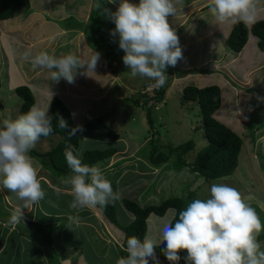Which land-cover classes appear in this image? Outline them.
I'll use <instances>...</instances> for the list:
<instances>
[{
    "label": "rangeland",
    "instance_id": "rangeland-1",
    "mask_svg": "<svg viewBox=\"0 0 264 264\" xmlns=\"http://www.w3.org/2000/svg\"><path fill=\"white\" fill-rule=\"evenodd\" d=\"M21 1V8L13 16L0 21V33L3 36L7 35L5 37L9 40V43L2 44L6 40L0 35V116H2L0 118L2 120L9 116L17 117L20 104V100L14 94L15 88L18 87V79L15 78L13 72L9 71V66H7L5 53L8 52L9 45L14 53L16 52V45L25 47L27 53H30L31 50L33 55L44 51L40 48V41L38 40L44 36L42 32L39 34L40 30L42 31V25L45 27L48 21H52V17L55 19V24L62 28L66 27L65 24L68 26L77 24L82 20L85 10L84 4L87 3V0ZM93 1L97 3L96 0ZM129 2L138 4L139 0H129ZM27 3H29L30 10L36 11L37 18H41L42 24L37 26V30L29 25L30 23L25 24L22 29V23L24 22L22 17L25 16L23 12L26 9L24 6ZM118 4L119 0H116L117 7ZM72 5H75L74 10H70ZM41 10H46V12H41ZM110 11L115 12V10ZM200 11H194V14L190 17L187 15L192 14V11L186 12L184 16L189 20L186 21L184 18L185 20L181 21V23L186 21V26L180 29L183 30V34L188 31V22L194 24L196 18L202 14L198 13ZM103 14L106 13H101L100 19ZM167 19L170 26H172L175 19L170 15ZM44 20H47V22ZM259 20L264 21V0H258L253 22ZM253 22L245 25L249 26ZM232 24H218L211 13L207 12L196 26L189 29L190 38L188 36L187 40L182 37L179 39L180 45L185 41L182 44L185 45L184 50L189 52L190 56L183 55V58L177 61L178 64L175 67L168 66L165 70L168 79L164 87L166 95L169 96H165V100L163 99L165 105L161 104L150 110L151 114L155 112L162 116L160 119L156 117L157 123L154 119L155 130H149L143 111L136 108V106L124 104L125 99L143 93H140V91H144L142 86L148 78L132 77L130 70L123 62L120 64L122 72H119V75L121 76L118 75V72H115L108 89H106L109 84L108 76L102 73L100 69L95 73L94 80H91V82L95 81V85H85L84 88L88 90L79 89L83 94L78 93L83 98L74 100L70 97H62L61 102L69 111L74 127L80 125L83 128V131H77L78 147L76 152L82 154L86 150L107 148H116L117 150L113 158L99 166L105 165L106 170H102L105 177L111 182L113 191H119L121 194L118 201L110 202L114 205L115 210H118L116 211V218L119 224H124L126 220L130 221L132 218L130 213L125 212L121 206L123 197L130 198L139 206L158 205L165 199L171 197L182 198L190 195V193L194 194V199H206L209 198L210 187L213 182L225 183L238 189L243 195L250 197L247 203L255 208L261 219L262 230L257 235V240L261 245V250H264V99H262L264 98V52L257 48L252 37L238 52L229 51L228 48L222 46L224 43L222 38L227 37ZM78 25L81 28L87 26L82 23ZM14 26L20 30H15ZM103 27L104 34L102 38H100L98 29L100 48L102 47L107 53H114V51L116 53L122 51L121 53H123V50L119 47L118 34L111 35V30L115 27L111 24L106 27L103 25ZM45 29L49 31L50 27L48 26ZM7 30L15 33L6 34ZM35 31L38 35H35ZM85 31L87 32L88 28ZM70 36L72 37V35ZM71 37L66 34L62 42L67 43ZM20 39H24V45L21 44ZM83 40H85V37ZM90 40L92 41L91 35ZM89 46L96 49L94 42L89 43ZM27 47H30V49ZM65 49L67 50L64 53L73 51V47L70 46ZM99 49H96V51L98 52ZM26 51L24 53L23 50L19 51V54L23 55ZM46 51L49 52V50ZM215 53H217V57L222 58L219 61L220 63L214 62L216 71L221 72L220 75H214L212 73L214 66L211 67L206 62V57ZM55 55L57 57L61 56L60 53H55ZM103 56L102 58L99 57V60L104 63ZM184 56L186 57L184 58ZM198 62L203 64L199 65ZM18 64L21 66H18ZM15 65L17 69H25L27 75H31L35 70L40 69L33 68L30 60L25 58L18 60ZM188 66L198 69L199 77H195L193 73L197 70L187 68ZM103 81L104 83H102ZM175 82L177 86L174 84ZM121 83L126 85L127 91ZM185 85L198 88L217 85L220 89V107L214 117L241 136L237 166L229 177L206 182L201 178L194 177L193 174L179 170L177 171V179H172V171H162L161 167L152 166L144 157L145 151L149 148L147 143L149 140H155L159 150L166 152L168 149L192 139L194 147L187 155L188 161H191L194 154L205 144L199 128L200 119L197 115L196 106L191 104L192 108L189 110L179 104V91ZM39 89L42 92H39ZM57 89L56 82L49 84L46 80H42L36 83L30 88L33 97L32 106L47 108L50 99L55 96L50 97L49 100L48 97ZM102 94L104 96L100 99L99 96ZM95 96L98 97L94 98ZM113 102L115 104L111 106ZM94 119H100L108 130L117 134L118 139H110L106 134V129L85 130L84 124ZM153 131H157L158 134L152 135ZM59 138V136L53 135L40 139L31 151L44 153L54 147L59 142ZM32 160L38 163L36 158H32ZM166 163L163 165H166ZM119 169H121L120 174L114 180ZM48 174L51 176L52 173L48 172ZM38 175L44 177L45 173L39 171ZM48 180L58 190L48 189L41 184L45 197L36 204L33 221L41 225L49 224L52 227L51 241L48 244L51 247L49 251L52 252V259L49 263L115 264L116 259L119 257L114 246H120L122 233L95 208L89 209L95 212L99 220L98 223H95V219L86 208L79 212L70 209L69 203L73 197L67 195L68 193L65 194V191H70V186L62 183L61 179L49 177ZM11 197L16 202L22 203L14 193ZM0 211L3 213L2 205H0ZM69 216L78 217V221L70 222ZM172 216L173 212L171 210L166 211L159 218L150 215L145 237L154 238L158 244L160 240L159 229L162 227L161 221L171 219ZM24 226V222L18 224V228L21 230ZM24 230L28 234L31 233L32 228L31 230ZM21 237L25 239L28 236ZM17 238L16 235L13 238L11 237L5 248L1 250L0 264H46L47 261H44L46 248H43L41 239L36 240L33 237L34 241H37V245L34 246L30 242L22 244L19 239L18 242L20 243H18L16 242ZM167 263L171 264V262ZM178 264H184V259H180Z\"/></svg>",
    "mask_w": 264,
    "mask_h": 264
},
{
    "label": "clouds",
    "instance_id": "clouds-1",
    "mask_svg": "<svg viewBox=\"0 0 264 264\" xmlns=\"http://www.w3.org/2000/svg\"><path fill=\"white\" fill-rule=\"evenodd\" d=\"M108 2L116 3V0ZM177 2L139 0L134 4L129 0H119L115 12L103 8L115 23L111 35L119 36V47L125 53L122 60L131 76L148 78L139 96L154 97L156 89L163 87L168 79L166 68L174 67L183 58L179 37L167 19L169 15H176ZM257 3L258 0H209V12L218 24L237 21L248 24L255 19ZM96 7L99 9L102 5L98 3ZM24 57L30 60L33 68L47 70L53 82L63 78L74 84L78 74L94 72L100 53L93 51L87 59L75 53L57 57L47 51L34 56L26 52ZM115 65L114 60L109 62V66ZM156 105L152 103V106ZM136 108L143 111L141 107ZM48 112L49 105L47 108L33 105L15 118L9 116L0 120V190H9L22 202L11 213L8 225L19 224L23 209L31 208L45 197L29 153L42 136L47 137L53 131L52 117ZM58 126L62 129L68 126L63 117H58ZM77 131H83L82 126L73 128L69 136ZM64 154L72 172L62 180L70 186L73 197L70 209L79 212L98 205L106 206L121 198L119 191H113L111 182L99 166L83 163L82 154L72 146L66 148ZM249 199L228 184L213 182L209 198L192 200L179 212L178 219L175 216L163 219L159 243L164 245L162 252L168 260L163 263L178 264L181 259L179 253L186 250L185 264H264V250L257 240L262 223L255 208L247 203ZM68 219L70 222L78 221L74 216ZM156 247L154 238L141 240L130 236L127 239V256L117 258L115 264H149L150 261L163 264L156 259Z\"/></svg>",
    "mask_w": 264,
    "mask_h": 264
},
{
    "label": "trees",
    "instance_id": "trees-1",
    "mask_svg": "<svg viewBox=\"0 0 264 264\" xmlns=\"http://www.w3.org/2000/svg\"><path fill=\"white\" fill-rule=\"evenodd\" d=\"M96 1L97 3L102 5V7L99 9L96 7L90 13L89 31L92 42H94V46L96 47V49H99L100 45L98 41V29L101 21L100 14L104 12L103 8L106 9L109 2L107 0ZM21 6V0H0V21L9 19L11 16L14 15V13H16L21 8ZM78 24L80 23L73 25L75 27L79 26ZM248 34L256 38L257 48L260 51L264 52L263 20L253 22L249 26L245 25L242 21H237L233 23L229 34L223 41L224 45L231 51L238 52L245 45ZM98 52L106 56L107 58L110 56V54L104 51L102 47L98 50ZM7 66H9V71L13 72L12 67H10L11 64L7 63ZM195 70L199 72L198 69ZM15 78L17 77L15 76ZM164 92L165 87L163 86L156 89L155 96L152 98H147L143 95H137L135 97L125 99L124 103L141 107L145 114L146 124L149 127V130L152 131V129H154L155 127L154 119L156 120V113H150V110L152 108H155L154 106H152V103L159 104L162 100ZM14 94L20 100L17 114L18 116L27 112L30 109L33 104V97L30 92V88L23 84H18V87H16L14 90ZM178 96L179 104L181 106L187 107L189 110H191L192 108L191 104L196 106L197 115L200 119L199 128L201 131V136L205 141V144L194 154L192 160L188 161L187 155H189L188 153L191 152L194 147L192 139L182 142L168 149L166 152H162L159 150L158 146L155 144V140H149L147 142L149 148L145 151L144 155L146 161L152 166L161 167L162 171H172V179H177V171L179 170H184L189 174H193L194 177L201 178L206 182L231 176L237 166V157L241 147V136L237 135L234 131H232V129H230L224 123L220 122L214 117V114L219 109L221 102V94L219 87L217 85H208L205 87L198 88L191 85H185L180 89ZM140 100L142 101L141 103ZM148 101L149 103L147 104ZM49 115L52 117L53 131L49 136H42L40 139L57 135L60 137V140L54 147H52L47 152L36 153L34 151H30L29 155L32 158H36L44 170L51 172V177L63 180L72 174L71 169L68 167L66 162L64 154L65 149L69 148V146H72L73 149L77 151L78 134L76 132L75 135L69 136V132L75 127L73 125L69 111L56 97H52L50 99ZM58 117H63L64 120L67 122L68 126L65 129H62L58 126ZM157 122L158 120H156V123ZM83 127L87 131H95L101 128L106 129V134L110 139H118L117 134H115L113 131L108 130L105 124L100 119L88 121L84 124ZM153 132L152 135L158 134L157 131ZM116 153V148H107L102 150H86L82 153V162L90 166L96 164L100 165L101 163L107 162ZM164 163H166V165H163ZM120 171L121 169H119V172L114 180L117 179L118 175L120 174ZM192 200H194V194L190 193V195H187L182 198L171 197L165 199L158 205L139 206L130 198L123 197L121 199V206L125 212L130 213V215L132 216L131 220H126V223L124 224H119L117 222L116 211L118 210H115L113 204L109 203L106 206L98 205L95 207V209L98 210L107 219L109 223L113 224L122 233L120 246H114L118 257H121L127 256V239L130 236H137L141 240L144 239L147 232L146 221L150 215L159 218L162 217L166 213V211L171 210L173 212V216L178 219L179 212L185 209L187 204L190 203ZM27 224L32 228L29 236L32 238L34 237L36 240L41 239V241L43 242L42 246L43 248H46L44 261H47L46 264H50L49 261L52 259V252L49 251L51 247L48 244L51 241V225H41L34 221H28ZM163 247V244L160 245V243H158L157 247L155 248L156 259L162 263L163 261H168L163 255ZM179 255L181 256V259H184L187 256V251L183 250L179 253ZM149 264H153V262L150 261Z\"/></svg>",
    "mask_w": 264,
    "mask_h": 264
},
{
    "label": "crops",
    "instance_id": "crops-1",
    "mask_svg": "<svg viewBox=\"0 0 264 264\" xmlns=\"http://www.w3.org/2000/svg\"><path fill=\"white\" fill-rule=\"evenodd\" d=\"M97 4L98 3H95L93 0H87V3L84 4V7H85L84 15L82 16V20L80 22H78V23L86 24L87 26L84 25L85 26V27L83 26L84 28H81L79 26H75L74 27V25H72V26L69 25L70 26L69 27L66 24H65V26H66L65 28L59 27V26H57L55 24L54 17H52V21H48L49 24H48L47 20H44V21L47 22V24H46L45 27L42 25V31L40 30L39 34H41V32H42L45 37L43 36V38H41V39L40 38L39 39L36 38V39H38L40 41V44H39L40 45V48L42 50L44 49V51L49 50V52H48L49 54L55 55V53H60L61 55H63V54H67V53H64L67 50L65 48H67V47L70 46V47H73V51L70 52V53H75L76 55L80 56L81 58L87 59L92 54L93 51H96L93 47H90L89 46V43L91 44V42H92L90 40L89 16H90L91 11H93L96 8V5ZM24 7H26V9L23 12V15H25V16L22 17V20L24 21L22 23V29H23V27H24L25 24H29L30 23L29 25L33 26L35 28V30H37V26L39 24H42L41 23V20H40L41 18H37V13H35L36 11H32V10L29 9V3L25 4ZM74 8H75V5L70 6V10H74ZM106 9H108V10H115L116 11V9H117L116 3H109L107 5ZM176 9H177L176 15H170L171 17H173L175 19V22H173L174 24L171 27H173L175 29V31H176L179 39L182 37V38H184V39L187 40V37L189 36V32H190L189 29H191V27H193V26H196L198 24L199 20L200 19H203L204 18V15L207 12H209V0H178V2L176 3ZM197 10H201L198 13H202V14L198 18H196L194 24L188 22V25H187L188 26V31L183 34V30H180V29L183 28V27H185L186 26L185 25L186 21L189 20V19L187 20V17H185L184 15L186 14V12L192 11L191 12L192 14L187 15L188 17H190L191 15L194 14L193 12L194 11H197ZM41 12H44L45 13L46 10H44V11L41 10ZM43 15H46V14H43ZM101 17L103 18V20L101 18L100 27H99L100 38H102V35L104 34L103 33V28H104L103 25L106 27L107 25H110L111 24V25H113V27H115V23L108 17L107 14H103ZM184 18L186 19V21L185 22L183 21L181 23V21ZM8 21H10V20H8ZM44 21H43V23H44ZM48 26L50 27V30L49 31L47 29L44 30V28H46ZM14 28H15V30H18V31L20 30L16 26H14ZM86 28H88V31L87 32L85 31ZM8 33H15V32H12V31H8L7 30L6 34H8ZM35 33H36V31H35ZM33 34H34V32H33ZM66 34L69 37H71L70 35H72V37L68 41L70 43H68V42L67 43L62 42L63 41V37ZM0 35H1V37H4V39L6 40L2 44L9 43V40L5 37L7 35L3 36L2 33H0ZM35 35H38V33H36ZM84 37H85V40H83ZM250 37L254 38L252 35L248 34L247 40ZM189 38H190V36H189ZM225 38H222V39L224 40ZM254 40H255V44H256V38H254ZM20 42H21L22 45L25 44L24 39H20ZM184 42L185 41H183L182 43H184ZM182 43L180 45L181 48H182V54L183 55H186V56H190L189 52H187V51L184 50L185 45H183ZM222 46H224L225 48H227L224 45V43H223ZM28 49H30V47ZM15 50H16V52L14 53L10 49V45H9V50H8L7 53H5V55L7 57V62L9 64H11L10 67H12L13 73L15 74V76L17 77V79L19 80V83L18 84H23V85L28 86L29 88H32L36 83H38L39 81H42V80L43 81L46 80V82L49 83V84H51V82H53L50 79V77H49V73L45 69H41L40 68L39 70H35L31 75H27L26 74L27 71L25 69H17L16 68L17 66L15 64L18 63V60H21L22 58H25L24 57V54L23 55H20L19 54V51H22L23 50V53H24V51H26V50H25V47L18 46V45L15 46ZM121 52L120 53H116L115 51H114V53L109 52L110 56L108 58L106 56H103L102 54H100V58H102V56H103L104 59H105V62L103 63L100 60H98L97 66H96L94 72L89 71V72H87V75L78 74L76 76V78H75V83L74 84H69L66 80H64L63 78H61L59 80V82H56L58 89L55 90V92L52 93V95H50L48 97V100L52 96L58 97L60 101H61L62 97H70V98H72L74 100H78L80 98H83L81 95H79V93L80 94H83L82 92L79 91V89L88 90V89L84 88L85 85H89V86L90 85L91 86L92 85H95V81L94 82H91V80L92 81L94 80L93 78L95 77V73L98 72V70H100V69L102 70V73H104V74H106L108 76V83L109 84L106 86V89H108L109 88V85H110V82H111V78L114 77L113 75L115 74V72L116 73L118 72V75H119V72H122V67H121L120 64H121V62H123L122 57H123V55L125 53L124 52L121 53ZM30 54L32 56H34L31 50H30ZM216 55H217V53L212 54V55H208V57H206V62L208 63L209 66H211V67L214 66V68L212 69V73L214 75H220L221 72L216 71V67H215L216 65L214 64V62L220 63L219 61L222 60V58L221 57H217ZM186 56H184V58ZM111 60H114L116 62V65L113 66V67L109 66V62ZM178 61H180V60H178ZM197 64L202 65L203 63L200 64V62H198ZM18 66H21V65L18 64ZM187 68L192 69V68H195V67H189L188 66ZM80 71L83 72L84 70L81 69ZM193 73H194V76L195 77H199V75H200L199 72H193ZM119 76H121V75H119ZM102 83H104V81ZM174 84L177 86L176 82ZM121 85L123 87H125V89H126V85L124 83H121ZM102 86H104V85L102 84ZM229 89H231V88H229ZM38 91L39 92H42L41 89H39ZM126 91H127V89H126ZM167 94H168V91H167ZM103 96H104L103 94L101 96H99L100 99H102ZM165 96H169V95H166V92H164L162 101L158 105H156V106H160L161 104L162 105H165L164 104V101H163V99L165 100ZM96 97H98V96H95L94 98H96ZM114 104H115V102H113V105H111V106H114ZM124 104L126 105V103H124ZM142 113L144 114V112H142ZM0 117L2 118V116H0ZM155 117H157V119H160V117H162V116L157 113L155 115ZM1 118H0V120H2ZM33 163H34V166L36 167V169H37L38 172L39 171H44V173H45V176L44 177L42 175H38L41 184H43L44 186H46L48 189L57 191L58 189L55 188L53 185H51L49 183L48 178L51 177V176L48 174V172L46 170H44V169L42 170L41 165L39 164V162L37 163L35 160H33ZM96 165L99 166V164H96ZM99 167L101 169H106L105 168V165H101ZM209 182H211V181H209ZM60 191H63V190H60ZM12 194L13 193H11L7 189L0 190V196H1V201H0L1 204L0 205H2V212H3V213H1V211H0V214H1L0 215V252H1V250H3L5 248L6 243L8 242V240H10L11 237L13 238L14 235H16L18 237L16 239V242H18V239H19L22 242V244H25V243L30 242L31 244H34V246L37 245L36 244L37 241L36 240L34 241V238H32V237L29 236L30 233L27 234L26 233L27 231L25 232V230H24V229L31 230V227L27 224V222L28 221H33V219H34L33 218L34 212L36 211V210H34L35 207H36V204H34L29 209H27V208H24L23 209L24 215L22 217V221L20 222V223H22V222L25 223V226H24L23 230H21V229L18 228V224L15 225V226H11V225H8V223H7L9 221L10 215L14 211V209L16 207L22 205V203H19V202H16L15 200H13V198L11 197ZM65 194L71 195L70 191H68V190L65 191ZM86 209L92 214L93 218L95 219V223H98L99 220L96 217L95 212L93 210H90L89 208H86ZM148 220H149V218L147 219V221ZM147 221H146V223H147ZM147 228H148V224H147ZM18 230H20V231H18ZM20 235L21 236H28V237L24 239V237H21ZM121 239H122V237H121ZM30 240H32V241H30ZM18 243H20V242H18ZM21 246H23V245H21ZM13 248H15V247H13Z\"/></svg>",
    "mask_w": 264,
    "mask_h": 264
}]
</instances>
